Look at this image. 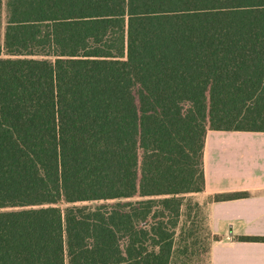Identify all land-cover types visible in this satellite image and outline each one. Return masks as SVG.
Masks as SVG:
<instances>
[{"label": "trees", "instance_id": "16d2710c", "mask_svg": "<svg viewBox=\"0 0 264 264\" xmlns=\"http://www.w3.org/2000/svg\"><path fill=\"white\" fill-rule=\"evenodd\" d=\"M6 5L0 264H185L195 209L208 258L189 195L208 130L264 131V0Z\"/></svg>", "mask_w": 264, "mask_h": 264}, {"label": "crops", "instance_id": "0c3cea01", "mask_svg": "<svg viewBox=\"0 0 264 264\" xmlns=\"http://www.w3.org/2000/svg\"><path fill=\"white\" fill-rule=\"evenodd\" d=\"M204 163L205 188L192 195L212 236L208 264H264V240L241 238L264 237V131L208 130Z\"/></svg>", "mask_w": 264, "mask_h": 264}, {"label": "rangeland", "instance_id": "374dc122", "mask_svg": "<svg viewBox=\"0 0 264 264\" xmlns=\"http://www.w3.org/2000/svg\"><path fill=\"white\" fill-rule=\"evenodd\" d=\"M6 24H7V5H6V0H3V6L0 9V27H1V33H2V37L4 36V32H5V28H6ZM190 198H194V195H189ZM96 202H91L90 204H95ZM186 212V208L184 209ZM196 211H198L197 209L193 210L191 212V215L188 219L189 222V226H193L194 229H196V227L198 228V234L199 238L201 239V242L197 245V250L196 252H190L189 255V259H186L185 261H187V263L185 264H208V258L204 253V249L207 245V235L205 232V229L203 227V224L201 223V214L197 216ZM186 215V213H185ZM184 215L183 217V221H187V217ZM187 222V223H188ZM188 226V225H187ZM188 228V227H187ZM184 229L185 233L189 230V229ZM178 236L180 237L181 235H183L184 233H180V230L178 232ZM194 239V237L189 238L188 240V244L190 245V243L192 242V240ZM206 239V240H205ZM184 245L185 242H180V239L177 240V245ZM191 250H196L195 248H191ZM190 250V251H191ZM184 258V257H183ZM177 264H181L180 261H178ZM184 264V263H182Z\"/></svg>", "mask_w": 264, "mask_h": 264}]
</instances>
